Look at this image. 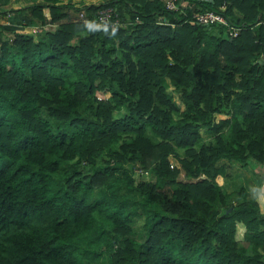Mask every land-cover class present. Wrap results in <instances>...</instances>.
I'll return each mask as SVG.
<instances>
[{"label":"trees","instance_id":"16d2710c","mask_svg":"<svg viewBox=\"0 0 264 264\" xmlns=\"http://www.w3.org/2000/svg\"><path fill=\"white\" fill-rule=\"evenodd\" d=\"M85 1L0 0V264H264V211L214 178L264 163V0H223L233 37L191 18L222 0Z\"/></svg>","mask_w":264,"mask_h":264},{"label":"built area","instance_id":"2783aa9c","mask_svg":"<svg viewBox=\"0 0 264 264\" xmlns=\"http://www.w3.org/2000/svg\"><path fill=\"white\" fill-rule=\"evenodd\" d=\"M164 6L167 9H177L181 13L185 14V6H189L188 1L179 0L180 3H176L175 0H163ZM204 1V0H200ZM212 4V0H205ZM224 8V1L222 0L221 3L217 4L214 7H207L203 10L195 11L191 14V18L196 24L208 26V25H221L223 26L224 33L227 37H233L237 34L238 30L241 28L238 25H235L225 17L222 13ZM78 16H82V11L78 13ZM93 20L96 23H105L109 25L112 29H117L120 24H123V21L118 17L117 12L110 6H104L95 11L93 14ZM137 19V17H134ZM160 19V18H159ZM262 28L264 32V19L261 20ZM35 26L30 28V31H35Z\"/></svg>","mask_w":264,"mask_h":264},{"label":"rangeland","instance_id":"374dc122","mask_svg":"<svg viewBox=\"0 0 264 264\" xmlns=\"http://www.w3.org/2000/svg\"><path fill=\"white\" fill-rule=\"evenodd\" d=\"M26 1H28V0H7L6 6L9 7V9L13 8V9L18 10V11H23L22 9H18L17 6L25 3ZM83 1H85V0H83ZM87 1H90V0H87ZM29 31H30V28H29ZM167 89L170 90L172 98L175 101H177V95L173 90H171V86L169 84L167 85ZM180 107H181V105L179 104V108ZM217 116H218V114H216V118H217ZM201 134L203 137L205 136V133L202 130H201ZM178 152L181 153V150L179 149ZM170 160L173 161L171 158H170ZM221 165H223V168H224L222 170V172H226V173H224V175L222 173L221 178H220V175L216 174L214 176V178L217 182H220V179H221L222 184L224 183L223 184L224 187H227L229 189H233V188H236L240 185H243L247 189H250L249 187H252L254 185V183L256 182L258 175L257 176H256V174L254 175V171L259 170V168H257L256 166H253L252 163H246L245 164L244 169L247 170L245 172L241 170L242 164L237 160H233V159L227 160L226 162H222ZM134 172H137V171L135 170ZM177 177L181 178V173H179ZM260 183H261V181H260ZM260 186L264 187L263 184ZM246 192L252 193V191H250V190H246ZM263 199H264V195H263ZM140 224H141V217L140 218L135 217L134 225H135V228L136 227L138 228L136 230L135 236L138 238L141 237ZM237 234L238 233H237V229H236L235 237Z\"/></svg>","mask_w":264,"mask_h":264},{"label":"crops","instance_id":"0c3cea01","mask_svg":"<svg viewBox=\"0 0 264 264\" xmlns=\"http://www.w3.org/2000/svg\"><path fill=\"white\" fill-rule=\"evenodd\" d=\"M8 9H9V7H7ZM10 18H11V21L13 22V21H18L17 20V18H21V14H20V12L18 11V10H15V11H13V12H11V16H10ZM262 58L264 59V54L262 55ZM182 107V106H181ZM180 107V108H181ZM230 160H232V159H230ZM227 161V159H220L219 161H218V165H220L221 167H222V170L224 169L223 168V165H221L222 164V162H226ZM241 163V162H240ZM250 163V162H249ZM242 164V168H241V170L242 171H247V170H245L244 169V166H245V164L244 163H241ZM253 166H256L257 168H259V170H256V171H254V172H256L257 173V171H258V173L261 175V176H259V177H261V183L257 186V183L255 182L254 183V185L252 186V187H249L250 189H247L246 187H244V188H246V190H250V191H252V193H250L249 192V197H254L255 199H256V201H257V203H258V206H259V210L260 211H264V199H263V195H264V187H261L260 185H264V163L263 164H261V165H254V164H252ZM254 168V167H253ZM222 173L224 174V173H226V172H220V173H218L217 175H220V178H221V176H222ZM228 174V173H227ZM229 175V174H228ZM254 175H255V173H254ZM218 184H221L222 185V180L220 179V182H217ZM224 184V183H223ZM227 190H230L229 188H227V187H225ZM261 188V189H260ZM256 192V193H255ZM236 229H237V235H236V239H240L241 238V235H242V231H243V224L241 223V222H236ZM236 232V231H235Z\"/></svg>","mask_w":264,"mask_h":264},{"label":"clouds","instance_id":"9594fccd","mask_svg":"<svg viewBox=\"0 0 264 264\" xmlns=\"http://www.w3.org/2000/svg\"><path fill=\"white\" fill-rule=\"evenodd\" d=\"M213 1V0H212ZM85 2H87V1H85ZM164 2V1H163ZM213 3V2H212ZM106 6H110V5H106ZM110 7H112V6H110ZM165 7V6H164ZM113 8V7H112ZM115 11H116V9L115 8H113ZM167 9V8H166ZM169 10H177V9H169ZM117 12V14H118V16H119V13H118V11H116ZM178 12H180V11H178ZM8 11L5 13V15H8ZM44 13H45V15H47V12L46 11H44ZM181 13V12H180ZM183 14V13H182ZM135 17V16H134ZM133 17V20H135V21H137L138 20V18L137 19H135ZM120 19H121V21H124L123 19H122V17L120 16L119 17ZM7 21V20H6ZM5 20H4V22H6ZM127 22H129L128 20H126V23ZM157 22H162V21H160V20H158ZM96 23V22H95ZM125 23V22H124ZM97 24H100V23H97ZM199 25V24H198ZM213 25H217V24H213ZM201 26H203V25H201ZM209 26H211V25H208V26H204V27H209ZM221 26V25H220ZM32 26H29V25H26V26H24L23 27V31H26V32H29V33H31V34H34V32H32V31H29V28H31ZM222 28H223V26H222ZM224 34V33H223ZM136 171H137V169H135Z\"/></svg>","mask_w":264,"mask_h":264}]
</instances>
